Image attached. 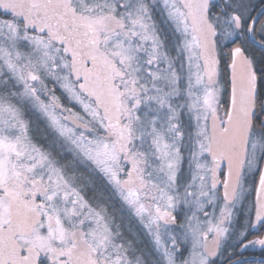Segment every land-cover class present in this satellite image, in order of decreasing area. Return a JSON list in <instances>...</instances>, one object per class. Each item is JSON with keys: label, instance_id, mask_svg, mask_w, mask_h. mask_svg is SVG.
Masks as SVG:
<instances>
[{"label": "rangeland", "instance_id": "1", "mask_svg": "<svg viewBox=\"0 0 264 264\" xmlns=\"http://www.w3.org/2000/svg\"><path fill=\"white\" fill-rule=\"evenodd\" d=\"M245 1L214 0L223 7L216 12L207 0H52L59 21L83 28L49 42L40 35L29 39L26 28H0L1 90L14 86L20 101L45 111L46 99L37 103L33 94L54 88L50 126L116 192L144 232V242L134 244L149 246L160 264H210L246 236L230 242L241 201L236 185H243L246 168L254 172L264 145L263 135L251 129L254 73L234 47L225 113L216 60L219 45L242 36L250 14ZM19 38L30 41L24 47ZM12 111L6 109L4 121L10 123ZM8 123L0 126L3 152L22 163L0 179L21 203L23 220L39 218L28 237L36 260L154 264L147 252L128 251L111 214L32 144L24 124ZM255 194L251 230L264 218V162ZM263 246L264 238L245 245Z\"/></svg>", "mask_w": 264, "mask_h": 264}, {"label": "flooded vegetation", "instance_id": "2", "mask_svg": "<svg viewBox=\"0 0 264 264\" xmlns=\"http://www.w3.org/2000/svg\"><path fill=\"white\" fill-rule=\"evenodd\" d=\"M212 2H214V0H207L206 7L208 8ZM263 5H261V7ZM59 13V11H55L52 0H0V28H18L20 31L26 28L24 33L26 36L30 37L29 39L36 36L38 37L40 35L42 40L47 39V42H49L50 37L55 38V36L61 35L63 38H67L66 34L71 32L70 28H83L81 24H76L70 21L67 22L66 20L59 21ZM262 14H264V12ZM19 39L21 40V38ZM29 41H25L24 39L21 40L20 43L24 44L25 47L26 44L24 42L28 43ZM91 43L93 44L94 42L91 41ZM4 44H7L6 41ZM2 46L5 47L4 45ZM21 51L27 52L23 48H21ZM16 61L20 63L18 60ZM0 64H2V62H0ZM13 64L15 65L14 62ZM4 88L5 89L3 90L0 88V126L2 130H4L3 124L8 123L7 121H4L3 118L8 116L6 109L9 108L10 110H13L10 115V123L15 125V128H19L21 124H24L27 129L28 139L31 140L32 144L40 148L43 152H46V154H48V156L54 162H57V164L60 165L67 174L73 175L74 173H78V167H86L97 176L96 171L98 170L96 168L93 170L90 164H87L85 161H80L79 157H76L74 152L71 153L69 147L67 146V141L62 136H60L53 129V127L50 126L51 121L49 120V114L51 118L53 115V98L55 97L53 87H50L49 90H46L47 92L45 95L43 91L38 90H36L33 94L35 97L33 98L37 101V103H41L40 100L44 101L46 99L48 108L43 106L45 111L39 110L38 106H36L34 103L29 104L27 102L23 103L20 101L19 96L17 95L18 89H16L14 86H12L14 91L10 88H6V86H4ZM8 92H12V94L8 95ZM37 94L40 99H38ZM61 105H66L65 99H62ZM1 128L0 135L1 133L4 134ZM6 141L7 140L2 142L4 144L2 146V156L0 157V177L2 175V171H4V173L9 172V174L16 173L15 170H18L22 163L21 158L18 160L11 159V161L7 158V153L3 152L5 150ZM61 160L64 162H60ZM25 163L27 166H29L31 159L28 158ZM5 181L6 180L4 178L0 179V264H54V259L51 257L47 259L39 257V259L36 260V256L33 255L37 254V250L33 246L29 245L28 241H31V239L28 240V237L33 233V231L37 230L39 218L36 214L30 216V211L27 208L26 214H28L30 217L27 216V222L23 220L22 205L19 203V201H14L13 198L9 196L10 189L7 183L5 184ZM87 181L89 186L94 188L92 185V180L88 178ZM76 183L79 187L81 186L80 183ZM107 186L110 189L109 192L111 194L108 193L106 195H108L113 201L112 204L114 211L112 213L114 216H116H112L111 218L112 225L118 236L117 238L120 239L119 241L121 243L128 244V246L125 245L128 251L137 254H144L147 252L145 253L146 255L144 257L149 256V246H147L145 243H141L136 247L134 244L135 240H141L144 242V232L142 228L135 221L134 217L131 216L127 208L121 204L116 192H114V190L110 188L108 184ZM95 189L100 191L98 196L102 198L104 195L103 187L99 185L95 187ZM240 189L241 187L237 184L236 192H240ZM255 193L256 189L254 192L252 206L249 207V213L245 214L246 218L243 217L245 205L244 200H241L238 203L239 207L237 213L239 216L241 215L243 217V222L246 219L247 223L250 217L253 218V214L255 213ZM118 204L121 206L120 209ZM102 209L104 212H107L106 207H102ZM263 222L264 218L258 222L257 226ZM24 225H30V227H25L26 229H24ZM246 231L247 229H244L242 233ZM242 233H240V236ZM24 237L26 240L25 242ZM262 238H264V233L253 238H248L246 232L245 238L242 239L244 243L239 249V252L243 254V256L240 258H264V256H262L264 255V246L261 248H255L253 250L245 247L248 242L257 239L262 240ZM129 244H131V249ZM141 247L143 252H139ZM250 262L260 263L263 261L251 260Z\"/></svg>", "mask_w": 264, "mask_h": 264}, {"label": "trees", "instance_id": "3", "mask_svg": "<svg viewBox=\"0 0 264 264\" xmlns=\"http://www.w3.org/2000/svg\"><path fill=\"white\" fill-rule=\"evenodd\" d=\"M247 1L250 2L247 4L248 8L250 9V14H249V18L247 19L248 21L244 22L243 25L241 26L240 32L242 36H237L235 40H233L232 42L227 43L225 45H219L218 47L216 60H217V68L220 75V80L223 87L222 96L220 98V104L224 112L227 113L230 107V97H231V76H230L231 51L234 47L237 46L242 50L244 57L250 62L254 73L255 94H254V112L251 118V129L253 131H257L261 133L264 139V49L253 45L247 38L248 25L254 13L261 7V5L264 4V0H246L245 2L247 3ZM213 5L214 4L212 2V8L214 7L216 9V12H222L223 9L222 6H216V5L213 6ZM236 19L238 20V18ZM263 33H264V14H261V16L259 17L253 28L254 38L259 41L260 38H264ZM259 42L264 43L263 41H259ZM252 130L251 132H253ZM60 162H64V161L61 160ZM263 162H264V145L257 159L254 172L250 174L247 171V168L245 167L246 171H243L242 174L241 179L243 185L240 186L241 187L240 199L244 200L245 203L244 211H243L244 218H246L245 217L246 210L250 206H252L254 192L258 184V179L261 173ZM77 172L78 173H74L71 176L74 178L76 182L81 184L86 197L94 202L101 203L102 204L101 206L107 208V212L111 214L110 216L116 217L112 213L114 211L112 204L113 201L111 200V198H109L108 195H106L108 193L109 194L111 193L109 192L110 189L108 188L104 178H100L98 175L96 176V174H94L86 167H81V168L78 167ZM221 177H223V172L220 173V178ZM88 178L92 180V185L94 186V188L89 186V183L87 181ZM99 185L103 187L104 195L102 196V198L98 196V193L100 191L95 189V187ZM118 207L120 209L121 207L120 204H118ZM243 217L241 215L240 216L238 215V217L234 221L233 232H231L229 235L231 236L230 242L232 243H235L236 237H239L240 233H242L244 229H247L246 232L248 238H253L257 235H261L264 233V222L259 224L255 228V230H251L250 223L252 217L248 219L250 220L248 224L246 223V219L243 222ZM243 243L244 241H242L241 243H237L236 246H233L231 248L224 247L221 252L219 251L217 257L213 258L210 261V264H228L230 262L238 260L240 257L243 256V254L239 252V249ZM149 256L152 258V261H154V264H160L158 261H155V258L151 254ZM145 264H151V262L145 261ZM241 264H264V262L257 263V262L248 261Z\"/></svg>", "mask_w": 264, "mask_h": 264}, {"label": "water", "instance_id": "4", "mask_svg": "<svg viewBox=\"0 0 264 264\" xmlns=\"http://www.w3.org/2000/svg\"><path fill=\"white\" fill-rule=\"evenodd\" d=\"M264 12V5L259 8L253 15L249 25H248V28H247V38L248 40L255 46L259 47V48H263L264 49V43L262 42H259L258 40H256L254 38V35H253V28L257 22V20L259 19V17L261 16V14ZM251 260H257V261H263L264 262V258H253V257H248V258H240L238 260H235L233 262H230L228 264H241V263H244V262H248V261H251Z\"/></svg>", "mask_w": 264, "mask_h": 264}]
</instances>
